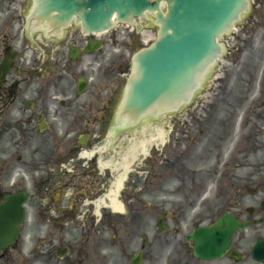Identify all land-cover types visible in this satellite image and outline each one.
<instances>
[{
    "label": "flooded vegetation",
    "instance_id": "1",
    "mask_svg": "<svg viewBox=\"0 0 264 264\" xmlns=\"http://www.w3.org/2000/svg\"><path fill=\"white\" fill-rule=\"evenodd\" d=\"M27 6V0H0V202L6 194L27 193L19 238L0 251V264H193L182 236L192 223L186 212H161L155 223L162 219L163 231L152 230L154 217L138 211H126L115 227L105 226L104 211L94 213L93 201L106 185L94 145L106 137L118 102L121 57L101 50L71 58V49L90 46L74 31L27 52L20 35ZM227 46L211 83V104L218 113L233 104L264 106V0ZM92 73L101 81L82 80ZM258 121L264 128V113ZM262 133L253 136L254 155H264V141H257ZM258 159H245L242 173L226 180L234 202L225 212L250 226L229 253L208 264H256L250 248L264 240V157ZM148 229L149 238L135 242L137 232ZM107 230H113L108 239Z\"/></svg>",
    "mask_w": 264,
    "mask_h": 264
},
{
    "label": "water",
    "instance_id": "2",
    "mask_svg": "<svg viewBox=\"0 0 264 264\" xmlns=\"http://www.w3.org/2000/svg\"><path fill=\"white\" fill-rule=\"evenodd\" d=\"M246 11V0H32L30 23L42 20L51 32L59 33L74 20L85 32H102L116 23L136 25L153 15L156 41L133 57L118 112L119 119L136 123L146 116L172 113L190 101L220 54L216 41ZM1 219L0 236L9 243L16 226L10 231L9 219ZM224 223L225 228L215 225L193 233L189 239L195 256L209 260L229 247L237 225Z\"/></svg>",
    "mask_w": 264,
    "mask_h": 264
},
{
    "label": "rangeland",
    "instance_id": "3",
    "mask_svg": "<svg viewBox=\"0 0 264 264\" xmlns=\"http://www.w3.org/2000/svg\"><path fill=\"white\" fill-rule=\"evenodd\" d=\"M146 26V24H145ZM147 29V33L151 35L152 39L154 38L155 35V28L152 26L147 25L146 26ZM140 43L137 42V47L130 49L129 50V57L138 49L140 48ZM126 59H129V57H127V55L125 56ZM195 106L193 105L190 109H188L186 112L183 113L182 117L184 118H177L176 120H174L173 123H170V125L167 126L168 128L174 127L173 128V134L171 135L170 138V143L169 146L167 147V150L170 151H174L175 153L171 154V158H174L175 160H180L182 158H185L186 160L183 162V167L184 169L187 170V172H192L195 170H199L200 168H197V163H198V158H196V154L188 151L187 147H189L190 142L195 139V128L194 127H189L188 125V116L189 115L191 117L195 115V111H194ZM187 118V119H185ZM194 122V120H193ZM176 126V128H175ZM176 146V149L174 148ZM181 152L183 153V155H181ZM158 159H161V157H159ZM166 160L163 159V162H165ZM210 161V160H209ZM211 165L207 164V166L205 167V169L210 168L214 162L215 159L212 156L211 158ZM176 168H179V166L177 165ZM168 170H165L164 172H167ZM160 172V171H159ZM164 172H161V174L163 175ZM208 188L207 191L210 193V189L212 188L211 183H208ZM208 193V194H209ZM197 199V198H196ZM196 199L192 200L191 202H186L189 204H192V209L194 210H199L201 209V201H197ZM156 202H160L159 200L157 201L155 198H150V205L151 204H156ZM171 203H178V204H183V201H174V200H170ZM152 207V206H151ZM150 207V209H151ZM167 207V206H166ZM200 207V208H199ZM212 201L211 198L209 197L206 202L204 203V209L203 210H212Z\"/></svg>",
    "mask_w": 264,
    "mask_h": 264
},
{
    "label": "bare ground",
    "instance_id": "4",
    "mask_svg": "<svg viewBox=\"0 0 264 264\" xmlns=\"http://www.w3.org/2000/svg\"><path fill=\"white\" fill-rule=\"evenodd\" d=\"M164 138L165 134L161 130H158L151 133L148 140L138 141V139H136L133 143H129L128 148L124 152H122L118 165L127 169L135 153H144L145 147L147 145L163 143ZM124 178L125 175H121L119 177L118 181L114 185L115 188L112 192L113 196L109 197V206L107 205V207H109L113 211H121V207L116 201V195L121 189V184Z\"/></svg>",
    "mask_w": 264,
    "mask_h": 264
}]
</instances>
